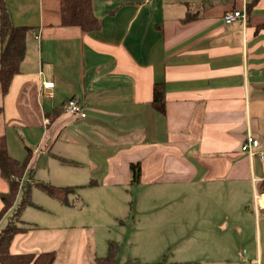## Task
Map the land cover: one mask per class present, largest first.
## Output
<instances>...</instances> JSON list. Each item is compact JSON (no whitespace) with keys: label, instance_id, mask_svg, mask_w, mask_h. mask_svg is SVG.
I'll return each instance as SVG.
<instances>
[{"label":"crops","instance_id":"1","mask_svg":"<svg viewBox=\"0 0 264 264\" xmlns=\"http://www.w3.org/2000/svg\"><path fill=\"white\" fill-rule=\"evenodd\" d=\"M88 1L92 30L61 23V0H4L14 25L32 28L0 94L8 153L26 159L7 211L36 182L77 187L68 204L28 200L47 212V247L27 246L34 231L24 229L10 252L54 250L53 264H89L114 241L117 260L137 246L141 258L174 264L153 236L171 240L175 208L185 215L175 251L184 264H264V160L239 147L247 133L264 144V0ZM233 9L246 20L225 22ZM155 82L164 112L151 103ZM69 99L84 117L65 110ZM131 163L140 164L132 185ZM180 192L182 202L171 200Z\"/></svg>","mask_w":264,"mask_h":264},{"label":"trees","instance_id":"2","mask_svg":"<svg viewBox=\"0 0 264 264\" xmlns=\"http://www.w3.org/2000/svg\"><path fill=\"white\" fill-rule=\"evenodd\" d=\"M247 11L250 5H247ZM61 23L78 26L82 30L97 28L98 22L91 12L88 0H61L60 4ZM247 14V13H246ZM32 28L25 25H14L9 10L4 2L0 0V94L4 96L10 86L13 77L19 72V64L25 54L26 39ZM151 103L156 110H165V86L163 82H155L152 86ZM1 111V109H0ZM26 166V159L20 161L12 157L7 150L5 135H0V176L7 182V190L0 192V220L7 210L12 206L21 177ZM130 179L132 185L140 178V164H130ZM37 187L49 196L68 204V196L73 193L75 186H55L46 182H37ZM28 202L22 199L16 208L14 217L18 218L22 209ZM10 222L0 229V264H53L56 251L21 252L11 253L10 245L13 237L26 228ZM118 251L117 243L109 241L105 255L97 256L89 264H170L165 259L154 262L141 261L138 258H127L118 262L116 259Z\"/></svg>","mask_w":264,"mask_h":264},{"label":"rangeland","instance_id":"3","mask_svg":"<svg viewBox=\"0 0 264 264\" xmlns=\"http://www.w3.org/2000/svg\"><path fill=\"white\" fill-rule=\"evenodd\" d=\"M5 129L6 128L3 125V121H2V118L0 116V134ZM6 130L9 133V128L8 127H7ZM33 185L34 186H32V190L31 191H28V193H26V190H25L23 192V195L21 194V197L18 198L17 204H19L21 202L22 197L27 198L29 201H33V200L40 201L43 196H46L45 195L46 193H44V191L39 189L36 186V184H33ZM135 190H137V189H135ZM144 192L145 191H142V194H144ZM144 196H146V194ZM183 198H184V193L183 192H180L179 194L171 193V200H177L176 203H178L179 201L182 202ZM134 199H138V197L135 196ZM257 200H258V198L256 199V203H255L256 205L259 204V200L258 201ZM25 207H26V205L24 206V208ZM23 209H22V211H23ZM25 209H26V213L25 214H24V211L20 213L21 214L20 215L21 219H23V221H24L27 218V216H28V217H30V219L32 221H30L29 224H25L24 228H26L27 232L30 231V230H32L31 232L34 231V233H32L33 235L30 238V240L26 241V245L27 246H34V245L37 244V245H39V247H47L46 244H42V242H40V237L42 235V233H41L42 229H41V226H40V225H42V224H40V223H42L41 222V216L47 215V212L44 211L42 213L39 208H37L36 206H32V205L27 206ZM14 212H15V209L12 210V211H7L6 212V214L3 216L2 221L0 223V229L5 227L9 223V221L10 222L15 221V222H13V224H16V225L23 223V221L21 219L15 218L13 216ZM184 217H185V215H184L182 210L175 209V208L171 209V240L164 239L165 236L162 233H159V234H156L155 236H153L154 237V239H153L154 242H156L160 247H162L161 249H162V252H164L166 259L168 261H170V262H174V264H184V262L182 261L183 258L178 257L177 253H175L176 249L180 248L183 245L182 237L180 235L183 232L182 228H184V226L176 225V223L179 220H183ZM167 229H170V227H167ZM165 230H166V228H162L161 232H164ZM162 235H163V237H161ZM28 238L29 237H27V239ZM50 248H52V247L50 246ZM120 252H121V255H120L119 260H117L118 262H121V261H123L122 259L127 258L128 257L127 254H129V253H130V257H136L139 260L146 261V262H151V261H154V260L156 261L157 259H160L162 257V256H159L160 257L159 258V257L147 255L146 253L141 252L142 253L141 254L142 258H141L139 256L140 248L137 247V246H134V248L133 247L132 248L126 247V248L122 249V251H120ZM153 255H155V254H153ZM144 257H146L147 259H151V260H146V259H144Z\"/></svg>","mask_w":264,"mask_h":264},{"label":"built area","instance_id":"4","mask_svg":"<svg viewBox=\"0 0 264 264\" xmlns=\"http://www.w3.org/2000/svg\"><path fill=\"white\" fill-rule=\"evenodd\" d=\"M246 20V12L244 9H233L226 11L223 14V20L225 22H232L234 20ZM43 88H52L53 82L45 81L43 82ZM46 94H51L49 90L45 91ZM65 110L73 115L84 117L85 112L78 102L74 99H69L66 101ZM240 150L248 154L249 156H258L261 160H264V144L261 143L259 138L253 136L251 133H247L240 143ZM255 203L257 195H254ZM258 201V200H257ZM258 203V202H257Z\"/></svg>","mask_w":264,"mask_h":264}]
</instances>
